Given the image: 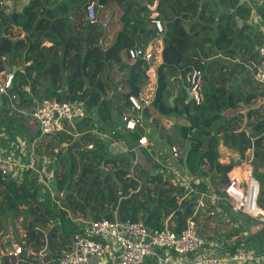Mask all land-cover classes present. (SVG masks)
<instances>
[{
  "label": "trees",
  "instance_id": "16d2710c",
  "mask_svg": "<svg viewBox=\"0 0 264 264\" xmlns=\"http://www.w3.org/2000/svg\"><path fill=\"white\" fill-rule=\"evenodd\" d=\"M111 1L30 0L18 15L7 16L5 11H0V70L8 66L17 69L11 90L17 100L4 96L0 101L3 104L8 99L13 107L0 115L1 133L7 132L13 139L29 136L17 108L33 107L42 98L57 102L85 101L89 118L80 124H91V129L97 126L95 116L111 126L115 113L120 116L125 113L121 106H114L120 101L116 100L118 94L107 99L109 80H104L102 75L112 63L122 64V68L133 63L129 49L136 45L129 42H134L137 31L144 32V41H136L137 46L146 47L156 38L157 31L148 18L147 7L155 0H120L119 4ZM90 4L98 9L95 24L87 19L86 8ZM157 11L164 25V50L152 109L176 123L169 129L159 119L153 124L160 139L155 143L152 131L154 154L151 156L146 151L141 156L153 173L140 163L133 164L136 154L131 149L139 140L137 133L127 138L129 152L120 156H112L107 146L98 139L93 141V136L82 126L79 131L84 135L68 147L67 154L58 149L67 142L40 143L41 157L50 156L55 162L54 168H47L53 174L51 182L58 192L55 199L40 180L41 166L39 172L27 171L19 181L0 179V227L1 217L5 215H12L16 222L22 220L25 236L19 242L26 261L22 264L39 261L43 250L47 260L58 264L63 250L69 249V242L79 229L74 218L96 221L115 216L123 221H142L150 229H162L168 221L176 232H181L193 217L199 235L205 240L218 241L227 252L234 253L248 245L254 254L264 253V222L243 214L225 218L201 216L203 213L198 212L194 216L198 196L192 194L186 198L187 189L175 183L170 170L173 166L185 169L202 180L196 186L198 191H207V180L213 184L217 178L215 171L223 175L234 168L233 164L219 162L221 145L240 153L244 159L253 150L251 167L260 183L258 205L264 209V172L261 171L264 170V85L257 83L254 90L249 85L251 79L245 78L246 65L236 63L239 58H257L255 40L260 38L261 44V31L254 32L249 21L251 9L241 0H159ZM260 12H264L263 8ZM7 18L22 30V38L4 35L1 24ZM148 23L155 29H149ZM46 42L52 45L48 47ZM141 63L142 60L133 63L137 86L142 75ZM194 69L203 73V102L199 106L185 103L180 92L178 100L170 105L173 87L181 79L187 83V76ZM26 87L30 88L31 96ZM259 100L263 101L260 105ZM149 110L145 111L146 117ZM181 120L187 124L179 125ZM192 126L195 131H191ZM174 131L177 137L168 135ZM120 133L117 132L116 139H125ZM36 136L40 137V133ZM86 137L94 144L91 151H81L82 139ZM173 145L186 151L181 152L178 160L170 153ZM66 165L70 166L71 174L64 171ZM98 167L101 169L96 173ZM106 170H115V178L110 175L104 178ZM213 219L231 229L221 236H212L208 221ZM253 225L260 227L255 233L250 230ZM29 251L33 254L28 255Z\"/></svg>",
  "mask_w": 264,
  "mask_h": 264
},
{
  "label": "built area",
  "instance_id": "2783aa9c",
  "mask_svg": "<svg viewBox=\"0 0 264 264\" xmlns=\"http://www.w3.org/2000/svg\"><path fill=\"white\" fill-rule=\"evenodd\" d=\"M260 4L264 5V0H261ZM11 6V0H0V11L4 12ZM86 11L89 23H97L98 9L95 4L88 5ZM253 20L260 27L262 34V41L257 50L258 57L254 65V77L257 83L264 85V18L255 13ZM152 24L155 26L158 36L164 34V25L157 15L152 17ZM156 54L154 48L135 46L129 49L131 61L142 60L150 63V67L147 69V78L152 87L147 96L141 92L139 96L128 95V110L121 116L122 125L119 128L124 134L137 133L139 135V140L131 151L135 153L144 148L151 156L154 154V144L147 135L148 128L144 113L152 107L155 97L154 93L152 95L151 93L154 92L153 84L157 82L158 78L159 62ZM16 73L15 67L0 70V95L10 96L13 101L17 98L12 96V93L9 95V92L13 88ZM202 84V71L194 69L187 76V85L190 89L191 101L197 106L203 102ZM25 90L31 96L30 88L26 87ZM87 117L85 101L76 100L57 102L42 98L35 102L31 113V119L37 125L40 137L67 133L78 139L84 133L78 131L76 123ZM164 126L169 128L172 124L167 121ZM116 135L117 131H113L110 134L103 132L96 136L101 142L106 143L114 139ZM24 140L20 137L10 139L4 134L3 138L0 137V179L19 181L27 171L39 172L38 166H41L40 180L55 199L58 192L52 185V177L46 172L49 162L43 163V159L42 163L39 162L36 155V141L29 144L30 140ZM93 149L94 144H89L83 146L81 151ZM170 153L175 160H178L182 155L176 145L171 146ZM235 154L230 155L228 163L235 165L232 173H227L230 183L223 184L222 189L216 188L208 179L207 191H198L196 186L202 182L200 178L189 174L185 169H178L174 166L170 168L175 175L173 177L175 183H179L187 189L186 198L192 197V194L198 196L194 216L202 210L209 217L221 215L226 218L234 214H243L259 223L264 222V209L258 205L260 183L254 177L251 169L252 159L251 161H242V156ZM251 154L253 158V153ZM219 162L228 165L221 159V156ZM238 162L240 164H237ZM236 169L242 176L247 173L249 180L241 179L239 182L234 179L232 174ZM43 171L44 176L42 175ZM214 174L220 178L223 176L216 171ZM183 199H180V202ZM75 223L79 229L72 237V247L62 254L58 264H91L93 259L104 261V264H264V253L254 254L248 245H243L231 253L227 252L218 241L203 239L199 235L193 217L187 220L186 227L181 232L171 229L168 221L162 229H150L142 221H123L118 216H115L114 219L103 218L96 221L76 219ZM257 228L260 229L258 225ZM23 251L22 245L11 243L6 248L4 257L15 259L19 263L26 262L22 258ZM45 260L46 253L41 252L40 260L35 264H47Z\"/></svg>",
  "mask_w": 264,
  "mask_h": 264
},
{
  "label": "rangeland",
  "instance_id": "374dc122",
  "mask_svg": "<svg viewBox=\"0 0 264 264\" xmlns=\"http://www.w3.org/2000/svg\"><path fill=\"white\" fill-rule=\"evenodd\" d=\"M12 1V6L10 8H7L5 10V14L7 16L11 15V14H20L21 12L24 11L25 7L29 4L30 0H11ZM259 0H257L256 4H255V7L257 6L258 9H262V7L264 8L263 5H260L258 3ZM139 4V3H138ZM260 5V6H259ZM154 16V15H153ZM152 20V18H151ZM120 21V19H119ZM2 26V29L4 30V35L7 36V37H10V38H13V39H19V38H22L23 36V32L22 30H20L19 27H17L14 22L11 21V19L7 18L4 20V22L1 24ZM133 32V31H132ZM143 35H144V32L140 33V31H137L135 36H134V39L136 41H139L141 40L142 42V38H143ZM135 40H133L135 42ZM134 42H129V43H132V44H135ZM48 42L45 43V45L47 44ZM124 42H122V46H124ZM125 57V56H124ZM131 62H135V61H131ZM124 63V61H123ZM121 66V69L122 68V64H120ZM150 67V63L149 62H146V61H142L141 63V66L139 67V72H140V69H141V72H142V75L140 76L139 80H138V86L140 87V92L144 95V96H147L148 95V91L149 89L152 87V84L149 83L148 81V78H147V69ZM11 66H8L7 69H10ZM125 69L128 70L127 72V76H126V80L129 79L130 77V71L127 67H124ZM248 71V70H247ZM119 73H116L115 72V69H112L110 66L106 67L105 68V71L102 75V78L106 81H108L109 85L108 87H110V90H112V92L114 94H120V100L123 101L124 97H122V95L124 94L123 92H121L120 90H123L122 88H120L121 86H123V82H116L115 79L116 77L118 78H121V80L123 81V78L120 77L118 75ZM141 74V73H140ZM118 75V76H117ZM128 89L126 90V92H128L130 90L129 88V85H127ZM154 89H155V86H153ZM243 88V87H242ZM120 89V90H119ZM119 90V92H118ZM154 92L151 93V95L153 94ZM150 94V93H149ZM263 101L259 100V105L262 103ZM12 103V102H11ZM257 104V106H258ZM12 105V104H11ZM10 105V101H8L7 99V102L3 103V104H0V115H3V113L5 112H8L9 110H12L13 107H11ZM117 105L120 107V102L118 103L117 102ZM122 107V105H121ZM127 110V109H126ZM125 110V112H126ZM155 118L156 119H159L161 124H164L165 122L168 121V118L165 117V116H162V115H159V114H155ZM83 126V125H82ZM33 127H34V130H33V134L35 133L36 134V131L38 130L37 128V125L33 122ZM88 127L91 128V124H88ZM169 129V128H168ZM148 130H149V134L152 133V128L151 127H148ZM100 132H104L106 133L103 129L100 130ZM30 133V132H29ZM175 133V134H174ZM0 134H1V130H0ZM32 134V133H31ZM87 134V133H86ZM94 134V133H92ZM168 134V133H167ZM88 135V134H87ZM170 136L175 135V137H177L178 135L176 134V132L174 131L173 133L171 134H168ZM31 136V135H30ZM71 135H68L67 133H60V134H56V135H53V136H50V137H38L37 136L35 137V139H33L32 141H29V144H31L33 141H36L35 145L37 147L36 149V155H37V158L39 160V162L42 163V157H41V154L38 152V146L41 144L40 143H44V144H47L49 142H52L54 141V143L56 145H58V143L60 141H64V142H67L68 146H62V145H59L60 148L59 149V152L60 149L62 151H64L65 154H67L68 152V147L72 144H74L76 141H78V139L74 138L73 136V139L70 138ZM92 140L95 141L96 140V137L94 135H92ZM28 138V135L27 137ZM25 138V139H26ZM24 140V139H23ZM90 138L86 137L85 139H82V147L83 146H87L89 144V142L92 141ZM25 141V140H24ZM104 145L107 146V150H108V144H105L104 141L102 142ZM178 147V146H177ZM122 148H124V146H116L114 147V149L111 151V155L112 156H120L123 155L121 153V150ZM179 148V147H178ZM129 149V148H128ZM186 152L185 149H182L181 152ZM250 153H253V151H250ZM50 158L49 160V164H47V167L46 168H54V165H55V162L52 160V158L50 156H48ZM246 160V159H245ZM242 159V161H245ZM44 163V162H43ZM67 163L70 165V161L68 160ZM134 163H140L138 161H135ZM237 164H240V162H238ZM69 165H66V167H64V171L70 173L71 169H69ZM141 166H143V168L149 172V173H153V169L152 167L148 164V162H146L144 159H142V164L140 163ZM239 168V167H237ZM101 169V167H98L97 170H96V173L98 172V170ZM234 169H235V165H234ZM262 172H264V170L261 169ZM47 174L49 176H51L53 178V174H51L50 171H48V169L46 170ZM104 172V171H102ZM95 173V174H96ZM232 173V172H231ZM71 174V173H70ZM240 174V172H239ZM42 175L44 176L45 173L44 171L42 172ZM103 175V174H102ZM105 175V173H104ZM247 173H245L243 176L244 178L246 177ZM242 176V175H241ZM103 178V177H102ZM105 178V176H104ZM243 178V177H242ZM214 181V185L216 188L218 189H222V187L224 186L223 183H222V178L220 177H217V178H214L213 179ZM1 198H0V203H1ZM201 213V216H203L204 214H206L204 211H200ZM250 222H253L252 220ZM21 223H22V220H19L18 222L14 221V219L12 218V215H5V216H2L1 217V227H0V264H17V260L15 259H11V258H7V257H4V253L6 252V248L9 247V245L12 243L14 245H18V246H21L19 240H21V238H23V235H25V232L24 230L22 229V226H21ZM208 224L210 225V232H211V235L212 236H215V235H218V236H221V234H223L225 231L227 232V230H230L231 229V226H222L220 225L218 222H217V219H213L212 221H208ZM198 227V226H197ZM199 229V228H198ZM250 230H251V233H255L257 232L259 229L257 227H255L254 225L252 227H250ZM9 239L12 241V242H8ZM45 262L47 264H54V261H50V260H45ZM19 263V262H18ZM36 262H34L35 264ZM19 264H22L21 262Z\"/></svg>",
  "mask_w": 264,
  "mask_h": 264
},
{
  "label": "crops",
  "instance_id": "0c3cea01",
  "mask_svg": "<svg viewBox=\"0 0 264 264\" xmlns=\"http://www.w3.org/2000/svg\"><path fill=\"white\" fill-rule=\"evenodd\" d=\"M260 1L261 0H259L258 1V3L260 4ZM241 2L243 3V5H245L246 7H248V8H250L251 9V14H250V18H249V21H250V23H251V25L253 26V30H254V32L255 33H258V30H260V28L259 29H257L258 28V26H256V24H255V22H254V20H253V17H254V14L256 13L259 17H261V18H264V12H260V9H258L257 8V6L255 7V4H256V2H257V0H241ZM158 4H159V0H155L154 1V3L152 4V5H149V3L147 4V7H148V10H149V15H148V18L151 20V18L153 17V15H157L158 16V11H157V8H158ZM261 5V4H260ZM259 5V6H260ZM264 6V5H263ZM263 8V7H262ZM263 10H264V8H263ZM254 13V14H253ZM148 27H149V29L151 28L152 30L153 29H155L151 24L149 25V23H148ZM157 31V30H156ZM261 31V30H260ZM157 34V33H156ZM163 35L164 34H162L161 36H158V34H157V36H156V38L153 40V41H151V42H149L148 44H147V46L145 47V48H148V49H151V48H154V50H155V52L157 53L156 54V57H157V59H158V62H159V65L160 64H162L163 63V56H162V54H163V50H164V38H163ZM132 40H135V39H132ZM144 41V37L142 38V42ZM137 42H136V40H135V45L137 46ZM255 44H257L256 46H255V51H256V53H257V50H258V47H259V45H260V38H259V41H258V38L255 40ZM52 44L51 43H47L46 44V46H51ZM257 57H258V53H257ZM257 59V58H256ZM256 59H250L249 57H246V58H239V60H238V62H236V63H243V64H245L246 65V68H247V72H246V75H245V78H249V79H251V81H252V84H249V85H253L252 87L254 88V90H256V88H257V86H258V84H257V81L255 80V77H254V65H255V63H256ZM232 62V61H231ZM130 65H132L133 63H129ZM231 64H234V63H231ZM112 69H115V72L116 73H119L118 75L120 76V77H122L123 78V81L121 80V78H118V77H116V79H115V81L116 82H123V86H121L120 88H122L123 90H120L121 92H123L124 94L122 95L123 97H124V99H123V101L122 100H120V101H116V103H115V107L116 106H118L117 105V102L119 103L120 102V106L122 105V109H123V111L125 112V110L127 109L128 110V104H127V99H126V96H128L130 93H131V89L128 91V92H126V90L128 89V87H127V85H129L128 83H127V80H126V76H127V72H128V70L127 69H125V68H123V69H121V66H120V64H118V63H112L111 65H109ZM159 67V66H158ZM127 68L129 69V71H130V68L127 66ZM117 75V76H118ZM130 78V77H129ZM242 80V79H241ZM154 86H155V89H154V96H155V93H156V88H157V82L155 83V84H153ZM185 86L186 87H188V85H187V83H185L184 81H182V79L180 80V82H178V83H176V85H175V87H173V94H171L170 96H169V103H170V98H172L173 99V103L171 104L170 103V105H174V102L176 101V100H178V98H179V94H180V92H182L180 95L181 96H183L184 98H185V103H189L188 102V95H187V93H186V90H185ZM129 88H130V86H129ZM119 90H118V92H119ZM108 93H109V96L107 97V99H112V98H114V95L116 96V94H114L113 92H112V90H110V87H109V89H108ZM119 96L116 98V100H119L120 99V94H118ZM9 97V96H8ZM3 99V98H2ZM0 101H1V98H0ZM19 101H17V103H18ZM192 102V101H191ZM0 104H1V102H0ZM126 104H127V107H126ZM126 107V108H125ZM34 109V106L33 107H27V106H23V107H19L18 106V108H17V111L20 113V114H22V118H23V120H24V124H25V126H27V128L29 129V136H28V138H26V140L28 141V140H33L35 137H36V135H37V132H38V130L36 131V134L34 133L33 134V130H34V127H33V121H32V119H31V113H32V110ZM150 110H149V113H150V115H149V117H146V115H145V113H144V117H145V120H146V122H147V128L148 127H151L152 128V130H153V136H152V138L154 139L153 141H155V143L157 142V141H159V139H160V135L159 134H155L156 133V131H155V129H157V126H155V125H153L154 123H155V121H156V118H155V114L157 115L158 113L155 111V110H153L152 109V107H150L149 108ZM246 113V112H245ZM95 116V115H94ZM96 117V116H95ZM94 117V121L96 122V127L94 128V129H91L90 127H88V124L86 123V122H83L82 124H80L82 121H79V122H77L76 123V128L78 129V131H79V127L80 126H82V128L84 129V130H87V131H85V132H90V131H92V132H90V134L91 135H94L95 137H96V139H98V136H96L97 134H99V133H103V132H100V130L101 129H103L105 132H106V134H110L111 132H113V131H119V132H121L120 134L122 135V136H125L124 138L125 139H122V140H118V139H116V137L114 138V139H112V140H109L108 142H106L105 144H108L109 146H108V151L110 152V154L112 153L111 151L114 149V147H116V146H124V148H122V150H121V153L123 154V155H125L126 153H128L129 152V149H130V146H129V142L127 141V138H131V135H133V134H124L119 128L121 127V125H122V122H121V116H120V114H118V113H115L114 114V120H113V122H111V126L108 124V125H104L103 124V122H102V120L98 117H96L95 118ZM87 118H89V116L87 117ZM86 118V119H87ZM168 121H170L171 122V124H172V126H175L174 124L176 123L175 122V120L174 119H170V118H168ZM78 124H80V125H78ZM187 124V122L186 121H184V120H181L180 122H179V125H182V126H185ZM163 126H164V124H163ZM171 126V127H172ZM167 128V127H166ZM170 128V127H169ZM0 130H1V128H0ZM2 132V131H1ZM80 132V131H79ZM95 132V133H94ZM148 132H149V130H148ZM32 133V134H31ZM92 133H94V134H92ZM3 134L4 133H1L0 134V137H2L3 138ZM31 135V136H30ZM148 135V137L150 138L151 137V134H147ZM4 136H8V133L7 132H5V134H4ZM82 138V136L80 137V138H78V140H80ZM11 139V138H10ZM151 139V138H150ZM99 140V139H98ZM90 144V143H89ZM137 144V143H136ZM135 144V145H136ZM62 146H68L66 143H64ZM129 148V149H128ZM153 148H154V145H153ZM56 151L58 152V149H56ZM139 151V152H138ZM138 151H136L135 152V154H136V160H134L133 161V164H134V162L135 161H138V162H140L141 164H142V159H141V156H142V154H144V152H146V150L144 149V148H142V149H140V150H138ZM225 151V152H224ZM228 151V152H227ZM250 151H253V150H250ZM250 151L247 153V155H251L252 156V154L250 153ZM219 152H220V156H221V159L222 160H224L225 161V163L226 164H228L229 163V158H230V155H234L235 153V155H238V154H240V153H237V152H233V151H231V150H229V149H227L226 147H224L223 145H221L220 146V148H219ZM121 155V154H120ZM241 155V154H240ZM253 157H254V152H253ZM243 160H247V158H242ZM43 160H44V163L46 162V161H48L49 162V160H50V158L48 157V156H44L43 157ZM252 160H253V158H252ZM251 169H252V167H251ZM237 170V169H236ZM252 171H253V169H252ZM240 172V171H239ZM247 177H249L248 175H247ZM214 184V183H213ZM215 186V185H214ZM76 219H81V218H74L73 219V221L75 222V220ZM84 220H87V221H93V219H84ZM75 224H77V223H75ZM25 235H23V237H24ZM9 242H12L10 239H9ZM69 249H64L63 251L64 252H66V250H70L71 249V247H72V238H71V242H69ZM67 248H68V246H67ZM46 250H43L42 252L43 253H46L45 252ZM63 252V253H64ZM62 253V254H63ZM33 253L31 252V251H29V254L28 255H32ZM104 261H100V260H97V259H93L92 260V262H91V264H104L103 263ZM18 263V262H17ZM22 263V262H21ZM37 263V262H36ZM29 264H34L33 262H32V260L31 261H29Z\"/></svg>",
  "mask_w": 264,
  "mask_h": 264
},
{
  "label": "water",
  "instance_id": "95a60500",
  "mask_svg": "<svg viewBox=\"0 0 264 264\" xmlns=\"http://www.w3.org/2000/svg\"><path fill=\"white\" fill-rule=\"evenodd\" d=\"M116 3V4H119L120 3V0H112L110 3ZM1 13H3V11H1ZM198 53L200 54L202 60H204L202 54H201V51L198 50ZM128 67L130 68V78L127 80V83L129 84L130 86V89H131V93L129 95H136V96H139V93H140V87L136 85V80H137V73L135 72V69H136V65L135 64H128ZM185 90H186V93L188 95V102H191L192 100V97L190 95V89L188 87L185 86ZM12 91L9 92V95H11ZM4 96L3 95H0V98L2 99ZM128 98V96H126V99ZM173 99L170 98V103L172 104L173 102ZM191 131H195V126H192L191 127ZM252 159V156L249 154L247 155V161H251ZM100 170V169H99ZM98 170V171H99ZM98 173V172H97ZM110 175L113 179L115 178V170H106L105 171V178ZM117 182V181H116ZM222 182L223 184H229L230 183V179H229V175L227 174H223L222 176ZM117 184H119L117 182ZM245 186V185H244Z\"/></svg>",
  "mask_w": 264,
  "mask_h": 264
},
{
  "label": "bare ground",
  "instance_id": "6f19581e",
  "mask_svg": "<svg viewBox=\"0 0 264 264\" xmlns=\"http://www.w3.org/2000/svg\"><path fill=\"white\" fill-rule=\"evenodd\" d=\"M225 152V151H224ZM228 152V151H227ZM232 177L234 178V179H237L239 182H240V180L241 179H248L249 180V177H247V175H246V177L245 178H242L243 176H241L240 174H239V170L237 169V170H235L234 172H233V174H232Z\"/></svg>",
  "mask_w": 264,
  "mask_h": 264
}]
</instances>
